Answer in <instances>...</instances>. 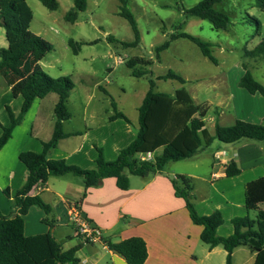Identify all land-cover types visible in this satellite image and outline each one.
Returning a JSON list of instances; mask_svg holds the SVG:
<instances>
[{
	"label": "trees",
	"instance_id": "obj_1",
	"mask_svg": "<svg viewBox=\"0 0 264 264\" xmlns=\"http://www.w3.org/2000/svg\"><path fill=\"white\" fill-rule=\"evenodd\" d=\"M43 6L51 11L59 7L58 0H39ZM119 11L125 18L135 35L133 42H124L127 47L138 46L140 32L134 15L127 9L126 2ZM223 0H201L195 6L184 9L186 15L208 20L216 30H227L233 22L229 15L215 8ZM258 5L264 8V0ZM88 7V0H74V6L65 19L75 21L81 12ZM33 12L27 0H0V27L5 30L7 47L0 49V76L10 87L15 97L23 98V105L19 115H15L10 107L7 111L10 124L2 127L0 136V150L11 139L14 129L20 125L36 99H44L49 94H56L55 124L52 138L43 142V151L22 152L20 161L27 170L26 182L13 196V211L15 217L3 215L0 211V264H81L77 256L81 244L64 250L51 233L27 237L24 234V217L32 207H37L47 215L43 223L54 228L56 221L48 218L53 209L40 195L31 196V190L39 183H46L52 176L72 174L83 181L85 189L101 186L106 178H115L117 186L122 190L129 189V175L147 177L153 173H161L168 163L179 162L193 158L200 151L211 146L214 141L223 144H234L239 141L264 143V123L257 124L243 120H236L230 126H223L218 122L214 125V132L206 128V118L209 112L207 104H195L191 95L185 89H178L173 94L156 92V82L149 80L147 91L138 108L137 136L127 147L120 150L114 161H107L103 150L96 146L98 156L95 166L83 169L69 165L64 159H52L51 153L59 142L67 135L64 133V122L71 119L68 110V100L74 89L69 77L53 78L42 68L41 62L53 51V45L41 36L31 31ZM260 26L259 21H256ZM178 38H185L198 46L203 56L214 64L216 58L212 55L210 42L203 41L186 33H176L170 40L156 48V58L168 49L170 42ZM69 45L76 52L77 43L69 41ZM248 55L264 60V39ZM152 59L133 58L127 61L132 75L140 78L148 73V67L153 65ZM141 65V70H135ZM245 73L239 81V86L249 94L264 96V85L255 79L253 73L243 64ZM156 80H177L185 84L186 80L180 75L169 71ZM114 114L111 120L124 119L131 124L128 117L117 111L115 102L111 103ZM218 116L219 109L214 110ZM153 153V160L142 161L141 155ZM241 168L235 161H231L225 171L226 177L241 174ZM175 195L185 200L189 216L195 225L203 227L201 241L210 248L222 247L226 252V264H233V252L239 247H247L256 254L254 264H264V210L260 205L264 203V177L250 181L245 186V207L247 215L232 220L234 232L229 237H221L217 229L224 219L220 211L210 215L200 216L195 208L192 195L193 181L191 177L178 175L172 178ZM5 194L11 197L10 191ZM86 193L84 194V196ZM83 196V197H84ZM250 211H257L256 217H251ZM108 248L122 256L128 264H145L148 257L147 244L140 237H132L118 243L107 241Z\"/></svg>",
	"mask_w": 264,
	"mask_h": 264
},
{
	"label": "crops",
	"instance_id": "obj_2",
	"mask_svg": "<svg viewBox=\"0 0 264 264\" xmlns=\"http://www.w3.org/2000/svg\"><path fill=\"white\" fill-rule=\"evenodd\" d=\"M1 29L0 49L7 47ZM50 96L34 101L22 123L14 129L11 139L0 150V211L3 215L12 218L17 215L12 208L13 196L24 186L27 176L26 167L19 159L20 154L26 151L41 153L43 142L52 138L58 97H51L53 103L48 109L45 100ZM223 103L220 102L219 106ZM22 105L23 98L15 97L0 76V136L2 127L10 124L7 107L17 116ZM88 105L89 102L84 107V119L79 129L71 130L73 116L64 122L67 136L52 151V159H64L69 165L91 169L98 156L96 146L103 150L107 161H114L120 150L135 140L138 117L134 121L127 116L131 124L121 118L111 120L112 115L97 120ZM251 119L246 121H264L261 116L257 118L261 120ZM209 147H213L209 153L213 161L209 169L200 170L197 161L199 153L193 159L196 160L194 172H182L180 175L192 178L191 193L198 214L207 216L220 211L224 222L217 229V234L229 237L234 232L232 220L247 215L246 184L264 177V143L242 140L223 144L216 140ZM231 161H235L242 172L226 177L225 171ZM175 176L178 174L165 172V169L147 177L129 175L127 190L120 189L115 178H106L101 186L86 190L83 181L72 174L52 176L46 183L36 185L30 195H40L52 207L56 224L51 228L43 223L45 213L32 207L24 217V234L32 237L51 233L64 250L81 244L77 253L81 264H128L122 256L108 248L107 241L118 243L132 237H140L147 244L145 264H226L227 252L222 247L210 248L201 241L203 227L192 222L185 200L175 195L172 184ZM6 190L10 191L11 197L5 194ZM77 205L100 230L99 241L86 242L76 234L71 211ZM263 205H260L261 209ZM255 260L256 254L247 247H239L233 252V264H254Z\"/></svg>",
	"mask_w": 264,
	"mask_h": 264
},
{
	"label": "rangeland",
	"instance_id": "obj_3",
	"mask_svg": "<svg viewBox=\"0 0 264 264\" xmlns=\"http://www.w3.org/2000/svg\"><path fill=\"white\" fill-rule=\"evenodd\" d=\"M124 1L138 25V46L123 45L124 42H133L135 35L129 22L118 14L124 5L121 0H88L87 10L79 13L73 22L66 20L65 16L72 10L74 0H58L59 7L55 11L47 9L39 0H27L33 12L31 31L54 48L42 61V68L49 76L69 77L74 84L68 100L69 112L73 116L71 130L81 127L83 110L88 102L89 111L97 120L115 113L111 105L113 100L117 111L135 121L138 108L149 90L150 79L156 82V92L173 94L178 89H185L196 104H207L210 109L206 127L211 132L216 122L230 126L241 118L249 121L251 115L253 120L264 117V96L251 95L239 86L245 73L243 64L264 85V60L248 55L264 39V8L258 5L259 0H223L216 4L215 8L229 15L233 22L227 30H216L208 20L184 13V9L201 0ZM1 31L4 36L5 30L2 28ZM176 33L210 42L217 64L203 56L198 46L185 38L171 41L157 60L156 48ZM70 40L77 43L76 52L69 45ZM133 58L152 59L154 63L148 67V73L137 78L127 66V61ZM142 68L145 67L137 65L134 69L139 71ZM169 71L183 77L186 83L156 80ZM51 97L56 94L45 100L48 109L53 103ZM222 101L223 105L219 106ZM217 108L218 116L214 113ZM262 123L264 121L257 124ZM212 148L199 152L197 161L202 172L213 162L209 154ZM193 159L171 162L165 172L178 175L194 172L196 160ZM249 214L254 218L257 211ZM48 218L52 220L53 214Z\"/></svg>",
	"mask_w": 264,
	"mask_h": 264
},
{
	"label": "built area",
	"instance_id": "obj_4",
	"mask_svg": "<svg viewBox=\"0 0 264 264\" xmlns=\"http://www.w3.org/2000/svg\"><path fill=\"white\" fill-rule=\"evenodd\" d=\"M142 161L153 160L154 154L147 153L140 156ZM176 178V176L174 177ZM72 224L75 227L76 234L86 242H96L101 238L100 230L91 223L81 212L79 206H74L71 211Z\"/></svg>",
	"mask_w": 264,
	"mask_h": 264
}]
</instances>
